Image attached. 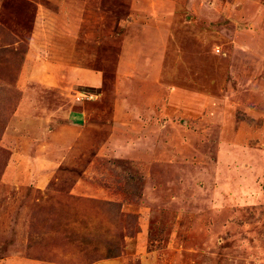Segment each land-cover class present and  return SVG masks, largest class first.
<instances>
[{
  "label": "rangeland",
  "instance_id": "1",
  "mask_svg": "<svg viewBox=\"0 0 264 264\" xmlns=\"http://www.w3.org/2000/svg\"><path fill=\"white\" fill-rule=\"evenodd\" d=\"M0 264H264V0H0Z\"/></svg>",
  "mask_w": 264,
  "mask_h": 264
},
{
  "label": "crops",
  "instance_id": "2",
  "mask_svg": "<svg viewBox=\"0 0 264 264\" xmlns=\"http://www.w3.org/2000/svg\"><path fill=\"white\" fill-rule=\"evenodd\" d=\"M132 24H133V23H132ZM129 28H131V27H128V29H129ZM128 29H127V30H128ZM127 32H128V31H127ZM130 32H133V30L130 31ZM134 35H135V34H134ZM134 35H131V37L134 36ZM143 37H145V31H143ZM137 38H139V35H137ZM131 41L134 42V41H137V39L135 38L134 40L132 39ZM129 44H130V47H131V48L129 47L130 49H133V48H136V47H137L136 44L132 45L131 42H129ZM128 52H129V54L131 53V51H128ZM127 54H128V53H127ZM128 56L131 57L130 55H128ZM80 69H81L80 67H77V68H76V70H80ZM129 71H130V70H129ZM81 73H83V71H82V72H80V71L78 72L79 75H81Z\"/></svg>",
  "mask_w": 264,
  "mask_h": 264
}]
</instances>
